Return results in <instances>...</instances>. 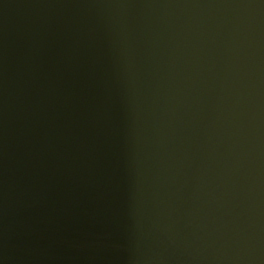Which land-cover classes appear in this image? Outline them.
<instances>
[{
  "label": "water",
  "instance_id": "water-1",
  "mask_svg": "<svg viewBox=\"0 0 264 264\" xmlns=\"http://www.w3.org/2000/svg\"><path fill=\"white\" fill-rule=\"evenodd\" d=\"M0 264H264V0H0Z\"/></svg>",
  "mask_w": 264,
  "mask_h": 264
}]
</instances>
